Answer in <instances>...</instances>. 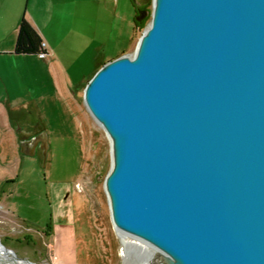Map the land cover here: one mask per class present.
Here are the masks:
<instances>
[{
  "label": "water",
  "instance_id": "95a60500",
  "mask_svg": "<svg viewBox=\"0 0 264 264\" xmlns=\"http://www.w3.org/2000/svg\"><path fill=\"white\" fill-rule=\"evenodd\" d=\"M150 17L83 91L111 143L123 257L264 264V0H152Z\"/></svg>",
  "mask_w": 264,
  "mask_h": 264
},
{
  "label": "rangeland",
  "instance_id": "374dc122",
  "mask_svg": "<svg viewBox=\"0 0 264 264\" xmlns=\"http://www.w3.org/2000/svg\"><path fill=\"white\" fill-rule=\"evenodd\" d=\"M137 4L147 16L135 25L130 0H44L31 16L47 54L0 58V243L20 259L128 263L104 189L110 142L83 91L104 63L134 53L152 0ZM21 16L5 13V47L14 43ZM34 124L44 129L47 150L25 156L16 129ZM14 260L0 245V264Z\"/></svg>",
  "mask_w": 264,
  "mask_h": 264
},
{
  "label": "crops",
  "instance_id": "0c3cea01",
  "mask_svg": "<svg viewBox=\"0 0 264 264\" xmlns=\"http://www.w3.org/2000/svg\"><path fill=\"white\" fill-rule=\"evenodd\" d=\"M40 5L44 6V0H0V58H4L8 55L14 54L13 50H14L15 41L14 43H12V46H11L12 48L10 46L9 47L4 46L5 42L7 41L6 36L10 35L8 27H6L3 23L5 13L14 11V13L17 15L22 14L21 18L24 17L32 25V27L37 31L36 24L31 15L32 13L38 11ZM18 25H19V22L13 27L14 30H12V32L16 31V35H17ZM42 41L47 51V44L45 43L43 38H42Z\"/></svg>",
  "mask_w": 264,
  "mask_h": 264
},
{
  "label": "trees",
  "instance_id": "16d2710c",
  "mask_svg": "<svg viewBox=\"0 0 264 264\" xmlns=\"http://www.w3.org/2000/svg\"><path fill=\"white\" fill-rule=\"evenodd\" d=\"M134 24L138 25L136 22ZM42 43L43 41L39 33L22 17L18 25L13 53L16 55L44 56L47 54V51Z\"/></svg>",
  "mask_w": 264,
  "mask_h": 264
},
{
  "label": "flooded vegetation",
  "instance_id": "af4514ba",
  "mask_svg": "<svg viewBox=\"0 0 264 264\" xmlns=\"http://www.w3.org/2000/svg\"><path fill=\"white\" fill-rule=\"evenodd\" d=\"M131 3L133 5V9H134V18L138 14L137 10H145L137 4V0H134V2L131 1ZM146 16H147V13H146ZM146 16L142 22L145 21ZM137 24H140V23H137ZM19 132H20L19 128H17L16 129L17 135ZM23 132H25V134H26V136L24 135L25 139L21 140V141L19 140V142H20V146L21 145L23 146L24 151L26 153L30 152V149H34V155H36L37 152L42 153L43 151L47 150V140H46L45 132H44V129L41 127L40 124L31 125L30 129L23 131ZM18 139H19V137H18ZM25 156H28V155L25 154ZM47 231L49 232V229Z\"/></svg>",
  "mask_w": 264,
  "mask_h": 264
},
{
  "label": "bare ground",
  "instance_id": "6f19581e",
  "mask_svg": "<svg viewBox=\"0 0 264 264\" xmlns=\"http://www.w3.org/2000/svg\"><path fill=\"white\" fill-rule=\"evenodd\" d=\"M99 125V124H98ZM100 126V125H99ZM101 127V126H100ZM102 128V127H101ZM107 136V135H106ZM107 138H108V140H109V142H110V139H109V137L107 136ZM110 155H111V162H112V158H113V154H112V150H111V143H110ZM116 233H117V235H118V237L121 239L120 241H122V243H125L126 242V240L121 236V234L119 233V232H117L116 231ZM0 245H1V243H0ZM2 247V246H1ZM2 249L3 250H5L3 247H2ZM6 251V250H5ZM7 252V251H6ZM8 253V252H7ZM14 259V258H13ZM14 261H16L15 262V264H25V263H21V262H19V261H17V260H14Z\"/></svg>",
  "mask_w": 264,
  "mask_h": 264
},
{
  "label": "built area",
  "instance_id": "2783aa9c",
  "mask_svg": "<svg viewBox=\"0 0 264 264\" xmlns=\"http://www.w3.org/2000/svg\"><path fill=\"white\" fill-rule=\"evenodd\" d=\"M42 45L45 47L44 43H42Z\"/></svg>",
  "mask_w": 264,
  "mask_h": 264
}]
</instances>
